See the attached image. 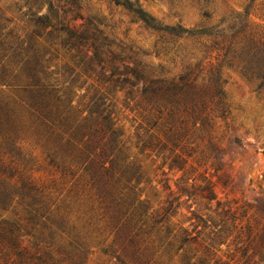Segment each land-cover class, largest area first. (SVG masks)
<instances>
[{
    "label": "trees",
    "instance_id": "trees-1",
    "mask_svg": "<svg viewBox=\"0 0 264 264\" xmlns=\"http://www.w3.org/2000/svg\"><path fill=\"white\" fill-rule=\"evenodd\" d=\"M253 1L243 0L242 15L207 33L211 42L201 47L216 52V61L206 81L190 66L177 78L147 76L135 59L110 50L100 30L71 28L53 0H25L23 23L0 7V264H84L91 246L64 218L91 221L98 244L119 264H264V215L241 240V256L223 259L196 228L172 222L177 196L153 203L144 195L140 160L156 154L183 167L192 134L227 116L219 64L260 80L264 90V26L247 18ZM117 2L148 27L179 35L130 0ZM6 8L22 10L18 2ZM79 83L87 84L80 93ZM117 90H126L125 105L138 117L135 140L119 123ZM28 138L74 196L20 166Z\"/></svg>",
    "mask_w": 264,
    "mask_h": 264
},
{
    "label": "rangeland",
    "instance_id": "rangeland-1",
    "mask_svg": "<svg viewBox=\"0 0 264 264\" xmlns=\"http://www.w3.org/2000/svg\"><path fill=\"white\" fill-rule=\"evenodd\" d=\"M24 1L0 0V7L23 23ZM130 1L141 6L163 28H177L179 35L148 27L117 0H53L71 28L100 30L110 42V50L135 59L147 76L177 78L186 74L190 66L199 81L209 79V62L216 61V52L201 47L203 42H211L207 33H216L222 27H217L218 23L226 25L233 15H242L245 10L243 0ZM259 1H253L248 8L247 18L264 26V3ZM15 2L21 11L6 8ZM46 8L43 5L40 12ZM62 8L68 11L64 13ZM186 48L191 49L188 55ZM217 71L229 105L227 116L192 134L191 144L184 153V166L171 165L172 157L162 159L156 154L141 155L140 160L148 178L144 195L148 194L153 203L160 200L164 203L168 197L177 196L172 222L190 231L196 228L194 233L199 241L214 243L220 249L219 255L228 260L234 255L241 256V240L250 225H255L264 215V90L257 89L260 80L249 79L236 67L221 63ZM86 85L79 83L75 89L83 92ZM125 99L126 90H117L116 114L125 134L135 140L139 121L136 112L125 105ZM32 141L28 138L24 143L26 157L20 166L26 167L39 184L74 196L76 190L62 182L48 166L40 147ZM3 152L0 146L1 157L6 159ZM60 223L79 233L91 246V250L85 251L84 264H119L98 244L91 221L64 218Z\"/></svg>",
    "mask_w": 264,
    "mask_h": 264
}]
</instances>
